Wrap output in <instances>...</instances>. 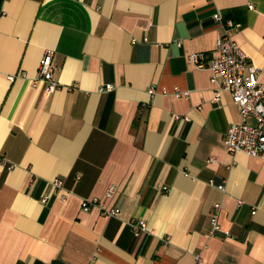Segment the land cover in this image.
Here are the masks:
<instances>
[{"label": "crops", "instance_id": "obj_1", "mask_svg": "<svg viewBox=\"0 0 264 264\" xmlns=\"http://www.w3.org/2000/svg\"><path fill=\"white\" fill-rule=\"evenodd\" d=\"M215 13L264 81V0H0V264H264V159L228 153L237 107L189 59Z\"/></svg>", "mask_w": 264, "mask_h": 264}, {"label": "built area", "instance_id": "obj_2", "mask_svg": "<svg viewBox=\"0 0 264 264\" xmlns=\"http://www.w3.org/2000/svg\"><path fill=\"white\" fill-rule=\"evenodd\" d=\"M212 17L220 22L224 28V31L216 40L214 56L204 60L201 53L194 52L189 55V59L197 68L206 69L210 72V82L215 85L214 99L219 98L221 91H228L237 107L239 122L228 125L223 141L225 149L228 153L241 151L249 156L264 159V81L261 82L258 69L248 61L247 55L231 36L232 29H237L240 25L230 19L224 21L218 13H215ZM135 42L136 39L133 38L132 43ZM54 69L51 52L47 51L39 61L37 78L46 83V89L49 91L57 86V83L51 78ZM9 79L13 80V76H9ZM105 88L109 89L110 86L106 85ZM148 92L151 94L154 89L150 88ZM185 94L186 92H175L176 96ZM249 115L255 119V124L249 125L247 123L246 119ZM0 162L7 165L1 157ZM61 183L60 180H55L51 185L55 188L61 186ZM210 183L213 184V181H210ZM217 188L223 190V185L218 184ZM114 192L115 186L110 185L105 191V197H112ZM82 200L83 208L99 207L103 212L102 214L108 216L119 214V207L105 208L97 197ZM220 209L221 204L219 202L213 203L209 216V235L213 236L220 231V225L217 222ZM144 224V221L140 220L132 222L130 225L136 231H139L145 229ZM193 264L205 263L200 255L196 254Z\"/></svg>", "mask_w": 264, "mask_h": 264}]
</instances>
